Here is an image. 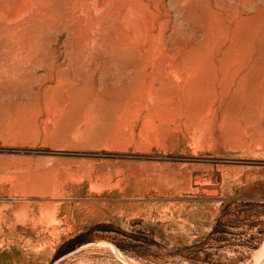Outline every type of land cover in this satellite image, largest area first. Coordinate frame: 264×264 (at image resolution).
I'll list each match as a JSON object with an SVG mask.
<instances>
[{
    "label": "rangeland",
    "instance_id": "1",
    "mask_svg": "<svg viewBox=\"0 0 264 264\" xmlns=\"http://www.w3.org/2000/svg\"><path fill=\"white\" fill-rule=\"evenodd\" d=\"M116 1L141 65L58 33V0L18 41L88 49L0 60V264H264V1Z\"/></svg>",
    "mask_w": 264,
    "mask_h": 264
},
{
    "label": "bare ground",
    "instance_id": "2",
    "mask_svg": "<svg viewBox=\"0 0 264 264\" xmlns=\"http://www.w3.org/2000/svg\"><path fill=\"white\" fill-rule=\"evenodd\" d=\"M46 1L47 0H0V60L2 61V66L4 69L12 68V69L18 70V71L26 70L28 68L31 69L36 65L35 63L37 62V64H39V66L42 65V66L46 67L47 73L50 76H52L53 73L58 74V73L63 72V68L61 67V63L59 62L61 55H63V56L67 55L69 60L72 61L75 56H78L81 52L88 49V45L90 43H87L88 42L87 39H85L87 42L86 43L84 42L86 45H84V43H81L80 41L77 42V40H76L74 45L68 46L67 49L62 50L63 54H61V55L58 52L59 49L57 51L56 49H53L51 47H49L50 52L47 50L48 51L47 55H43L40 52V49H41L40 45L41 44L35 45V43L31 44L30 42H24V40H26V39H24L22 42L18 41L17 38L21 39L22 35L28 34V31H30L32 29L31 24L34 21L36 14L40 13L39 15H41L43 13L45 15L47 10H49L48 9L49 3ZM186 1L189 2V1H193V0H189V1L186 0ZM230 1L232 2V4L230 6L236 11L253 9L254 6H252V5H253V3H255L254 0H230ZM258 1H257V3H258ZM263 1L264 0H262L261 3H263ZM58 2H60L61 6L63 5L62 10H60V16L57 19V22H56V20L52 21V22L50 21V23L54 22V24L56 22L57 25L55 24L52 26H55V28H57L58 33L62 34V32H64V33L67 32L73 38V36L76 33H79V31L86 33V29H87L86 27H88L91 23H92L91 28H93V29H97V30L99 29L100 30V28L103 26L104 31L106 30L107 32H112V30H113L116 33L115 34L116 36L111 35V37L113 39L102 40V42L104 44L102 43L101 45L105 46L106 49H109L110 52H112V54H114L116 56L121 55L123 57V55H124V59L126 58L125 55L128 52L130 53L131 50H133V51H135V55L134 54L133 55L136 56V59L135 58L134 59L137 60L138 64L140 63V65H141V61L144 60V57H143L144 51L142 48L145 45L144 46L142 45V42H141L142 37H140L139 35H136L134 38L131 37L132 35L129 36L130 27H128V25H129L128 21L130 19L134 20L137 17V15L139 14V12H137L135 9H133V11H132L131 5H129L127 3L123 4V11L120 12L117 9L111 10V7L114 8V6H111V7L109 6L110 8L107 7V5H106V4H108L107 0H102L101 3L99 2V0H58ZM115 2H117V1L115 0ZM51 3L52 2L50 1V4ZM110 3H112V2L110 1ZM55 5H56V3H55ZM110 5H112V4H110ZM210 6L211 5L208 4V7H206V9H208ZM181 7L184 8L185 4H181ZM57 8L59 9L58 6H57ZM218 8L223 9L224 6L219 5ZM206 9H201V10H206ZM129 10H130V14H127V13H129ZM93 11H94V13H96V14L99 13V14L94 16L95 14L94 15L92 14ZM51 13H52V11H51ZM141 16L142 15H140L139 17H141ZM144 16H145V13H144ZM40 19H42V18H40ZM140 19L142 20V18H140ZM113 21H116V22H113ZM37 23H39V22H37ZM111 23L113 25L118 23L119 26L117 28H111L112 27ZM131 23H133V22L131 21ZM48 24L49 23H47V25L45 24L47 30H48V28L51 29L50 25L47 28ZM40 25H41V23L39 24V26ZM45 25H44V28H45ZM146 25H148V24H146ZM36 26H37V24H36ZM149 26H151V25H149ZM40 28L42 29V32H43L44 28H42V26ZM41 29H40V31H41ZM33 31H35V29L32 30V34H33ZM102 31H100V32H102ZM98 32L99 31H97L95 33H98ZM152 32L155 33L154 31H152ZM152 32H149V33H152ZM29 33L31 34V31ZM85 33H84V35H85ZM102 33H104V32H102ZM132 33H133V31H132ZM42 34H44V33H42ZM110 34H112V33H110ZM20 35H21V38L18 37ZM66 35H68V34H66ZM105 35H106V33H105ZM99 36H101V34H99ZM81 37H83V36H81ZM81 37L79 39H81ZM90 37H92V36H90ZM84 38H86V37H83V39ZM94 38H95V36H94ZM143 38H144V36H143ZM32 40H34V39H32ZM54 40L56 42V39H54ZM28 41H30V40H28ZM107 41H109L108 43L110 45H105L106 44L105 42H107ZM97 42H100V41H97ZM55 45L57 46V44H55ZM97 45H100V44H97ZM95 49L98 52H100V49H98V48H95ZM126 56H128V58H129V55H126ZM114 58L118 59L119 57L118 58L113 57V59ZM110 59H112V57L111 58L109 57V60ZM131 59H130V61L129 60H127V61L131 62L132 61ZM125 61H126V59H125ZM134 63H136V62H134ZM134 67H135V65H134ZM138 67L139 66L137 65L136 68H138ZM138 69H140V68H138ZM137 72H139V71H137ZM48 74H47V78L49 77ZM139 74H141V73H139ZM60 76H62V74ZM52 77H55V76H52ZM47 78H45L43 81H45ZM43 81H42V83H43Z\"/></svg>",
    "mask_w": 264,
    "mask_h": 264
}]
</instances>
